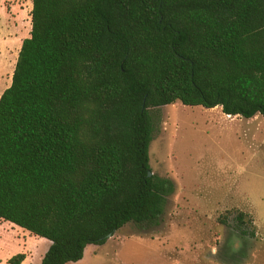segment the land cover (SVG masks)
Listing matches in <instances>:
<instances>
[{
    "label": "trees",
    "instance_id": "obj_1",
    "mask_svg": "<svg viewBox=\"0 0 264 264\" xmlns=\"http://www.w3.org/2000/svg\"><path fill=\"white\" fill-rule=\"evenodd\" d=\"M31 26L0 97V220L50 241L40 264L160 225L152 110L264 117V0H32Z\"/></svg>",
    "mask_w": 264,
    "mask_h": 264
},
{
    "label": "rangeland",
    "instance_id": "obj_2",
    "mask_svg": "<svg viewBox=\"0 0 264 264\" xmlns=\"http://www.w3.org/2000/svg\"><path fill=\"white\" fill-rule=\"evenodd\" d=\"M31 11L32 0H0V97L30 37ZM151 115L150 167L174 186L160 225L128 224L69 264H264V117L180 102ZM238 212L252 224H238ZM49 245L0 220V264L20 253L22 264H40Z\"/></svg>",
    "mask_w": 264,
    "mask_h": 264
},
{
    "label": "water",
    "instance_id": "obj_3",
    "mask_svg": "<svg viewBox=\"0 0 264 264\" xmlns=\"http://www.w3.org/2000/svg\"><path fill=\"white\" fill-rule=\"evenodd\" d=\"M152 175H153V173H152V172H149V173H148V176H149V177H151Z\"/></svg>",
    "mask_w": 264,
    "mask_h": 264
},
{
    "label": "crops",
    "instance_id": "obj_4",
    "mask_svg": "<svg viewBox=\"0 0 264 264\" xmlns=\"http://www.w3.org/2000/svg\"><path fill=\"white\" fill-rule=\"evenodd\" d=\"M49 246H50V245H49ZM48 248H49V247H48ZM48 248H47V250H48ZM47 250H46V251H47ZM43 256H44V255H43Z\"/></svg>",
    "mask_w": 264,
    "mask_h": 264
}]
</instances>
